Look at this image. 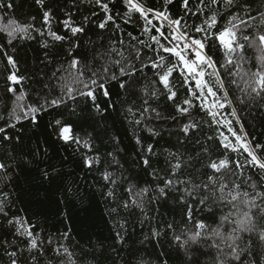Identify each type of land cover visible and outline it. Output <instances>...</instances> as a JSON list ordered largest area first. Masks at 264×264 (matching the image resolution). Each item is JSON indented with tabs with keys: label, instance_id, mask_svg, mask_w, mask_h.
<instances>
[{
	"label": "snow or ice",
	"instance_id": "snow-or-ice-1",
	"mask_svg": "<svg viewBox=\"0 0 264 264\" xmlns=\"http://www.w3.org/2000/svg\"><path fill=\"white\" fill-rule=\"evenodd\" d=\"M249 117L264 126V0H0V264H264ZM25 174L66 206L87 184L107 235L47 232L18 207Z\"/></svg>",
	"mask_w": 264,
	"mask_h": 264
},
{
	"label": "trees",
	"instance_id": "trees-1",
	"mask_svg": "<svg viewBox=\"0 0 264 264\" xmlns=\"http://www.w3.org/2000/svg\"><path fill=\"white\" fill-rule=\"evenodd\" d=\"M21 3L23 4V9L27 11L30 0H21ZM31 58V54H29V61ZM248 122V131L250 133L259 136L260 133L264 131V126L261 125L259 119L253 121L252 118L249 117ZM252 122L256 124V127L251 126ZM33 135L34 138L38 139L41 143L45 140L50 144L52 143L51 138L48 137L47 132L43 128L37 130ZM125 144H127V139H125ZM50 153L53 155V162L56 163L59 162L61 156H69L70 162L65 170L71 173V177L65 178L64 185H68L69 179H75L79 182V176L83 175V172L76 163H71L72 160L77 158L72 157L70 152H65L58 144L50 148ZM91 182V178H88V183L90 184ZM45 189L48 190V199H44ZM17 191L20 193L21 198L18 207L25 209V214L30 218L34 220L39 219L44 224L47 232L55 233L57 230H63L65 227L71 226L74 230V234H87L93 237H103L107 235V226L101 218L103 215V205L99 202L98 197L92 200L87 198L88 193L93 191L88 188L87 184L79 183V191L81 198H83V202H81L80 199L73 198L72 202L67 206L62 203L57 204L61 195L57 190V186L54 185L49 188L45 185L40 187L34 175H22L18 181ZM64 211H67L70 218L61 222L63 219L61 213Z\"/></svg>",
	"mask_w": 264,
	"mask_h": 264
}]
</instances>
